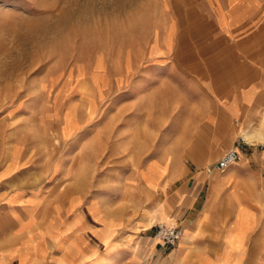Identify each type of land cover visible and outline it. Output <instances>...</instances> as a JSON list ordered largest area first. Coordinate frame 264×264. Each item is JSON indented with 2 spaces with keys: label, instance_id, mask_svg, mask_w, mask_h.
<instances>
[{
  "label": "rangeland",
  "instance_id": "rangeland-1",
  "mask_svg": "<svg viewBox=\"0 0 264 264\" xmlns=\"http://www.w3.org/2000/svg\"><path fill=\"white\" fill-rule=\"evenodd\" d=\"M242 1L0 0V242H18L23 218L40 231L44 264H103L114 240L153 246L154 226L136 230L133 217L144 209L142 188L147 203L160 175L154 162L141 167L166 159L194 168L196 158L213 156L209 138L223 123L211 124L202 99L218 87L196 88L195 80L218 83L243 71L240 53L256 41L229 36L226 24L235 10L253 15ZM251 131L264 155V136ZM91 201L102 207L84 211L81 222ZM164 204L146 206L140 223L157 222L156 206L174 223ZM237 217L243 226L247 211ZM109 218L119 220L114 231ZM136 253L126 264L167 254Z\"/></svg>",
  "mask_w": 264,
  "mask_h": 264
},
{
  "label": "crops",
  "instance_id": "crops-1",
  "mask_svg": "<svg viewBox=\"0 0 264 264\" xmlns=\"http://www.w3.org/2000/svg\"><path fill=\"white\" fill-rule=\"evenodd\" d=\"M241 5L240 8H253V15L236 17L235 10L229 14L226 24L229 36L256 41L251 43V48L246 49L244 54L240 53L243 71L237 74L230 70V76L218 83L216 81L200 85L199 80H195L196 88L218 87L213 95L207 92L202 99L208 104L207 116L211 124L214 125L215 120H222L223 123L222 130L209 138L207 151H214L211 154L213 156L211 159L207 156L205 159L196 158L194 168L184 165L180 160H170L168 164L166 159L147 161L141 168L154 162L160 175L159 186L147 203L144 202L142 181L137 172L142 186L144 209L133 217L136 230H139L138 227L153 228L155 223L148 221V226H144L139 220L146 206L165 201L164 205L169 208L168 213L175 218L173 224L178 225L185 234L183 240L171 247L163 245L159 240H155L153 246L151 241H128L127 245H123L112 238L115 246L104 256L103 264H126L131 252H137L139 257L144 254L149 256L157 247L167 254L159 261L148 257L151 261H157L156 264H174L176 260L178 264H264V155L257 153L253 146H248L239 152L234 167L224 174L219 175L214 170H208V165L216 162L218 151L221 149L223 154L231 145L233 131L236 134L245 131L249 138L253 135L251 130L255 129V135L264 136V29L257 26V23L261 24L264 20V5L258 0H245ZM230 8L236 9V4ZM196 97L195 106H198L199 95ZM232 117L239 120L236 128L230 124ZM162 168L165 170L161 171ZM1 180L3 178L0 182ZM204 188L207 189L205 193ZM217 188L220 190L214 193ZM92 207L99 213L102 206L97 201L83 206L81 222L85 219L84 211ZM240 208H244L248 215L243 226L237 221ZM158 209L159 206H156L153 210L158 218L156 221H166L159 216L160 213H156ZM227 213L231 216L223 223ZM109 220L114 224V231L119 220ZM15 233L19 238L16 244L0 242V264H44L38 254L41 243L35 240L40 237V231L33 227L27 228L22 218L18 220ZM80 243L82 245V241ZM118 248H122L121 254L115 253ZM18 257L24 259L14 263Z\"/></svg>",
  "mask_w": 264,
  "mask_h": 264
},
{
  "label": "built area",
  "instance_id": "built-area-1",
  "mask_svg": "<svg viewBox=\"0 0 264 264\" xmlns=\"http://www.w3.org/2000/svg\"><path fill=\"white\" fill-rule=\"evenodd\" d=\"M253 145L254 143L246 136V132H239L232 146L227 149L213 164L212 170H216L218 172L224 171L229 166L236 163L241 150ZM208 170L210 169L208 168ZM181 234V228L173 223L158 220L154 224V237L158 238L163 245L174 247L180 240Z\"/></svg>",
  "mask_w": 264,
  "mask_h": 264
},
{
  "label": "bare ground",
  "instance_id": "bare-ground-1",
  "mask_svg": "<svg viewBox=\"0 0 264 264\" xmlns=\"http://www.w3.org/2000/svg\"><path fill=\"white\" fill-rule=\"evenodd\" d=\"M238 135V134H237ZM251 141V140H250ZM144 226H148V224L146 223ZM181 236H182V234H181ZM155 238V240L158 242V239L156 238V237H154ZM181 238V237H180Z\"/></svg>",
  "mask_w": 264,
  "mask_h": 264
}]
</instances>
